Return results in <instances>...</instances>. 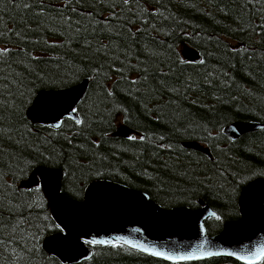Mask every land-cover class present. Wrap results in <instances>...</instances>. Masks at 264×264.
<instances>
[{
	"label": "trees",
	"instance_id": "1",
	"mask_svg": "<svg viewBox=\"0 0 264 264\" xmlns=\"http://www.w3.org/2000/svg\"><path fill=\"white\" fill-rule=\"evenodd\" d=\"M183 44L201 60H185ZM2 49L10 51L0 56V264H62L43 248L60 228L41 187H20L40 165L62 169L74 199L110 179L166 208L209 203L220 217L207 220L210 235L240 218L242 188L264 177V128L237 140L224 128L264 124V0H0ZM85 78L81 124L30 121L39 91ZM123 124L135 140L112 136ZM195 141L211 155L185 146ZM113 245H90L78 264H173Z\"/></svg>",
	"mask_w": 264,
	"mask_h": 264
},
{
	"label": "water",
	"instance_id": "2",
	"mask_svg": "<svg viewBox=\"0 0 264 264\" xmlns=\"http://www.w3.org/2000/svg\"><path fill=\"white\" fill-rule=\"evenodd\" d=\"M181 54L187 61L201 60L198 50L188 44ZM88 85L89 79L85 78L70 87L39 91L27 110L28 118L34 124L51 127L58 122L62 126L64 119L80 120L78 111L71 113L70 109L78 108ZM263 128L264 124L259 121L238 120L228 124L224 133L237 140ZM133 134L136 131L123 124L112 136L130 138ZM185 146L211 155L209 148L198 141L185 143ZM63 179L62 169L40 165L20 182L22 188L41 187L51 216L60 228L59 232L45 237L43 248L62 264H78L89 259L93 253L90 245L124 244V240L170 255L219 253L187 261L220 257L244 263L226 253L244 255L264 247V177L253 179L242 188L240 218L224 222L222 230L214 235L208 234L206 222L219 215L203 200L199 201L198 208H166L148 193L110 179L90 181L83 198L78 200L63 192ZM92 240L111 243H89Z\"/></svg>",
	"mask_w": 264,
	"mask_h": 264
},
{
	"label": "snow or ice",
	"instance_id": "3",
	"mask_svg": "<svg viewBox=\"0 0 264 264\" xmlns=\"http://www.w3.org/2000/svg\"><path fill=\"white\" fill-rule=\"evenodd\" d=\"M124 4H128L129 0H122ZM10 50L8 49H2L0 50V56H6ZM77 109L72 108L70 109L71 113H75ZM77 124H81L82 121L77 119ZM61 126V123L58 122L53 127L59 128ZM129 139L135 140L136 137H130ZM215 215V213H213ZM220 217H216V219H219ZM124 244H127L131 248H136L142 252H147L152 256H158L163 258L164 260L172 261L173 264H178L179 261H187V260H195V259H203L205 255L212 256L217 255L219 253H213V252H207V253H201L200 255H197L195 253H190L187 255H170L163 251H158L155 248H149L141 244H134L129 240H124ZM91 244H98V243H111V241H98V240H92L89 241ZM116 246V245H113ZM230 256H236L238 260H241L244 262V264H262L264 262V247H257L254 251H250L247 254L244 255H238L235 252H228L226 253Z\"/></svg>",
	"mask_w": 264,
	"mask_h": 264
},
{
	"label": "rangeland",
	"instance_id": "4",
	"mask_svg": "<svg viewBox=\"0 0 264 264\" xmlns=\"http://www.w3.org/2000/svg\"><path fill=\"white\" fill-rule=\"evenodd\" d=\"M183 47H184V45L182 46V48H183ZM182 48H181V49H182Z\"/></svg>",
	"mask_w": 264,
	"mask_h": 264
},
{
	"label": "bare ground",
	"instance_id": "5",
	"mask_svg": "<svg viewBox=\"0 0 264 264\" xmlns=\"http://www.w3.org/2000/svg\"><path fill=\"white\" fill-rule=\"evenodd\" d=\"M184 45V44H183ZM197 49V48H196ZM196 62V61H195ZM230 138V137H229Z\"/></svg>",
	"mask_w": 264,
	"mask_h": 264
}]
</instances>
